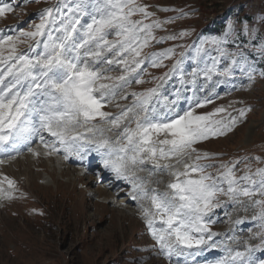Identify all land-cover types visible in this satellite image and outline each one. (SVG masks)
<instances>
[{"label": "snow or ice", "instance_id": "snow-or-ice-1", "mask_svg": "<svg viewBox=\"0 0 264 264\" xmlns=\"http://www.w3.org/2000/svg\"><path fill=\"white\" fill-rule=\"evenodd\" d=\"M11 10V6L0 7V17ZM137 15L142 19H133ZM153 15L138 0H61L39 14L32 30L0 36V152H18L21 144L43 132L52 138L46 141L39 135L45 149L50 150L46 155L63 151L67 159L92 148L117 178L132 184V198L142 202V217L161 253L187 258L196 254L193 250L202 251L201 246L216 235L209 226V215L220 207L219 197L237 202L240 197H264V168L255 172L249 168L238 176L237 161L220 165L222 170L213 175L207 171L213 165L201 163L211 157L198 153L195 147L232 131L250 109L239 110L237 117L228 114L226 119L220 116L227 111L223 107L197 112L211 103L205 99L194 100L189 108L169 115L157 107L162 86L157 84L130 93L134 102L117 115L105 110L117 95L128 99V94L121 93L132 82L133 74L135 83L145 82L139 72L146 62L163 67V60L176 55L174 48L144 54L153 41L164 39L157 40L153 33L160 21L145 22ZM85 16L88 21L81 23ZM110 35L115 39L110 40ZM186 35L180 33L181 37ZM224 43L226 38L200 41L197 53L209 58L192 72L193 83L199 75L212 80L214 75L233 74V65L239 61L233 58L230 65L220 68L218 57L208 53L211 46L220 57H231L222 47ZM20 45H27V51L21 52ZM183 55L158 78L160 81L177 72L182 74ZM101 64L118 65L121 74L111 75L113 69H101ZM245 70L252 78L254 69L242 68ZM103 125H108L107 129ZM105 131L114 132V137L105 136ZM149 164L150 169L146 167ZM145 171L149 177L167 174L170 179L163 190L150 187V183L159 185L161 181L137 175ZM15 187L14 180L0 175V198L11 199ZM253 204L259 209L253 218L264 221V198L254 199ZM237 261L251 264L240 251L216 264Z\"/></svg>", "mask_w": 264, "mask_h": 264}, {"label": "rangeland", "instance_id": "rangeland-1", "mask_svg": "<svg viewBox=\"0 0 264 264\" xmlns=\"http://www.w3.org/2000/svg\"><path fill=\"white\" fill-rule=\"evenodd\" d=\"M5 1L0 0V7L7 5L12 10L0 17V36L12 35L16 26L17 31L32 30L39 22V14L48 8L46 4H50L49 7L56 5L55 0ZM67 2L72 3V0ZM138 2L147 5L148 11L154 13L146 23L153 20L161 22V26L154 28L153 33L157 40L164 38L161 43L153 41L144 49V54L174 48L176 55L172 59L163 60V67H152L150 61L146 62L139 72V78L145 82L135 83L137 77L133 74L132 82L121 93L128 94V99H121L117 95L108 104L109 109L106 107L105 110L114 115L115 109L120 111L134 102L130 93L141 92L157 84L162 85L157 107L169 115L189 108L194 100L203 102L205 99H210L211 103L204 108H198L197 112H212L215 108L223 107L227 111L220 116L226 119L228 114L237 117L239 110L250 109L245 117L239 119L232 131L202 141L195 147L198 153H208L211 157L201 163L213 165L207 168L213 175L222 170L220 165H232L237 161H240L236 165L238 176L243 175L249 168L252 172L257 168H264V75L261 74L264 73V0ZM133 19L142 17L137 15ZM86 21L87 16L82 18L81 23ZM8 24L13 27H6ZM214 28H217V32L206 34ZM182 32H187L188 35L181 37ZM169 36L177 38L167 39ZM213 37L226 38L222 47L232 54L231 57H220L214 47H208L209 56L218 57V66L223 68L230 65L233 58L239 64L233 65V74L230 77L214 75L212 80H206L203 75H199L193 83L192 72L202 68L203 61L209 58L197 53L196 47L200 41ZM108 38L115 39L114 35ZM26 46L20 45L19 50ZM181 53L184 54L182 74L177 72L160 81L158 78L170 71ZM107 67L113 69L111 75L121 74L118 65H100L101 69ZM242 68L254 69L252 78ZM162 106L167 110H162ZM84 153L86 159L92 155V161L102 158L97 151L91 154L87 149ZM25 158H30L32 163L28 170L24 164H15V167L13 165L1 168L0 171L15 181L18 192L14 193V199H19L0 205V231H3L0 232V264H216L218 260H224L230 254L234 255L236 251L244 252L245 261L250 258L251 264H264V221L253 218L259 212L253 200L264 197H240L239 202L230 200L227 196L219 197L220 207L209 215V226L216 235L208 240L207 245L201 246L202 251L193 250L196 252L193 257L173 255L169 258L161 253L149 234L140 213L142 202L137 200L133 205L128 202L126 185L117 187L115 191L105 189H110L114 182L107 176H101L103 171L97 168L100 164L86 170L84 167L83 170L65 165L66 169L62 171L66 170L67 173L62 177V156L45 160L40 156L38 159L31 156ZM17 159L4 161L10 163ZM40 161L44 169L36 168L35 162ZM151 167L150 164L149 168ZM105 169L109 170L106 167ZM74 170L85 173L82 176L85 181H75L76 187L72 183ZM50 174L53 175L52 178ZM154 176L148 180H159L161 183H150L149 186L163 190L170 178L167 174ZM94 178H99V184ZM54 179L62 180L67 189L64 192L55 189ZM88 180H91L90 184ZM19 194L22 198L21 195L17 197ZM105 195H110V198L112 196L114 204L104 202ZM121 202L125 206L120 205ZM99 204L103 205L102 209ZM4 206L8 209L4 210ZM119 207H123L120 210H125L124 214L128 217H121ZM221 247V253L216 254L215 250ZM236 264L240 262L237 261Z\"/></svg>", "mask_w": 264, "mask_h": 264}, {"label": "bare ground", "instance_id": "bare-ground-1", "mask_svg": "<svg viewBox=\"0 0 264 264\" xmlns=\"http://www.w3.org/2000/svg\"><path fill=\"white\" fill-rule=\"evenodd\" d=\"M40 135H43L44 136V138L45 139H47V135L45 136V133H41ZM50 138L51 137H49L48 136V139L50 140ZM36 140H34V141H32V142H29V143H23V144H21L20 146H19V150L21 151V150H23L25 147H27V146H31V145H33L34 144V142H35ZM35 148H37V146L35 147ZM89 150V152H91V154H95V150H93L92 148H89L88 149ZM83 155H85V153H83ZM71 156V155H70ZM92 156V155H91ZM91 156H89V157H87V159L85 160L88 164L92 161V159H93V157H91ZM25 157H20V158H18L16 161H14V162H5L4 161V163H2L3 165H6V166H4V167H2V168H7V167H13V165H14V167H15V164H24L25 166V168H26V170H28V167L29 166H31V161H29L30 160V158H29V160L27 159V158H25ZM23 160H25V162H23ZM18 166V165H17ZM16 166V167H17ZM35 166H36V168H43L44 169V165L41 163V161L40 162H35ZM22 167V166H21ZM20 167V168H21ZM147 168H148V165L146 166ZM63 169H66V167H65V165L64 164H62V166H61V176L62 177H64V176H66V170L63 172L62 170ZM71 169V168H70ZM9 171H10V169H8ZM7 170V171H8ZM15 170V169H14ZM17 170V169H16ZM25 170V171H26ZM109 170H111L110 168H109ZM75 171V170H74ZM6 173V172H5ZM111 173L113 174V175H115V173L113 172V171H111ZM148 173V172H147ZM72 174H73V180H72V183H73V187H76V185H75V181L78 183H82V181H85V179L83 178L84 176H83V174H82V172H79L78 170H76L75 172H73L72 171ZM24 175V174H23ZM138 176H140V174H137ZM8 176V175H7ZM72 176V175H71ZM83 176V177H82ZM53 177V175L52 174H50V178H52ZM115 177H117L116 175H115ZM125 179H123V178H117L116 180H115V184H117V183H120V182H122V181H124ZM89 181V183L88 184H90L91 183V180H88ZM63 181L62 180H59V179H57V180H55L54 179V184H55V189H59V190H61V191H65L67 188L65 187V184L64 183H62ZM70 182H71V180H70ZM68 185V184H67ZM70 185V184H69ZM17 187V186H16ZM162 189V188H161ZM47 190H50V189H47ZM68 192V191H67ZM72 193H73V190H72ZM60 194V193H59ZM98 194H100V190H99V188H98ZM110 194V193H109ZM111 200V201H110ZM134 201H137V200H130V204H132L133 205V203H134ZM104 202H109V203H111V204H114V198L111 196V198H110V195H105L104 196ZM126 202V201H125ZM128 202H129V199H128ZM116 204V203H115ZM120 205H123V203L121 202V203H119ZM128 205V204H127ZM135 205V204H134ZM8 206V205H7ZM99 206L101 207V209H102V204H99ZM123 206H125V205H123ZM5 206H4V210H5ZM6 209H8V208H6ZM120 209H123V207L121 208V207H119L118 208V212H120V214H121V217L123 216V217H128V215H126V214H124V213H126V211L124 210V211H122V210H120ZM124 209H127V207H124ZM1 210V209H0ZM123 213V214H122ZM128 213V212H127ZM141 213V212H140ZM130 214V213H129ZM1 222V221H0ZM5 223V222H4ZM139 224V223H138ZM5 229V228H4ZM3 229V230H4ZM2 231V230H1ZM0 231V232H1ZM3 232V231H2Z\"/></svg>", "mask_w": 264, "mask_h": 264}, {"label": "trees", "instance_id": "trees-1", "mask_svg": "<svg viewBox=\"0 0 264 264\" xmlns=\"http://www.w3.org/2000/svg\"><path fill=\"white\" fill-rule=\"evenodd\" d=\"M211 31H216V32H217V28H214V29H212Z\"/></svg>", "mask_w": 264, "mask_h": 264}]
</instances>
